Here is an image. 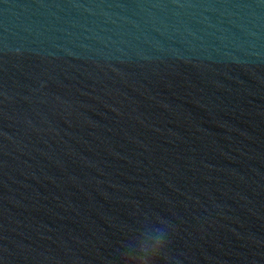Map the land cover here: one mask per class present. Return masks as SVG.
Returning a JSON list of instances; mask_svg holds the SVG:
<instances>
[{
  "label": "water",
  "instance_id": "water-1",
  "mask_svg": "<svg viewBox=\"0 0 264 264\" xmlns=\"http://www.w3.org/2000/svg\"><path fill=\"white\" fill-rule=\"evenodd\" d=\"M264 264V0H0V264Z\"/></svg>",
  "mask_w": 264,
  "mask_h": 264
},
{
  "label": "clouds",
  "instance_id": "clouds-1",
  "mask_svg": "<svg viewBox=\"0 0 264 264\" xmlns=\"http://www.w3.org/2000/svg\"><path fill=\"white\" fill-rule=\"evenodd\" d=\"M163 244L164 239L158 238L152 245L141 246L137 250V255L135 257V259L138 261V264H151L152 258L159 255Z\"/></svg>",
  "mask_w": 264,
  "mask_h": 264
}]
</instances>
